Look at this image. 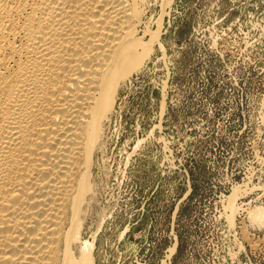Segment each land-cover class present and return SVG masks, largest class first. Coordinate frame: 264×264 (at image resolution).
<instances>
[{"label": "rangeland", "instance_id": "374dc122", "mask_svg": "<svg viewBox=\"0 0 264 264\" xmlns=\"http://www.w3.org/2000/svg\"><path fill=\"white\" fill-rule=\"evenodd\" d=\"M143 17L150 54L93 154V264H264L247 217L264 209V0H149Z\"/></svg>", "mask_w": 264, "mask_h": 264}, {"label": "bare ground", "instance_id": "6f19581e", "mask_svg": "<svg viewBox=\"0 0 264 264\" xmlns=\"http://www.w3.org/2000/svg\"><path fill=\"white\" fill-rule=\"evenodd\" d=\"M148 3L0 0V264L94 263L80 236L93 154L150 54ZM247 217L264 225L261 206Z\"/></svg>", "mask_w": 264, "mask_h": 264}]
</instances>
